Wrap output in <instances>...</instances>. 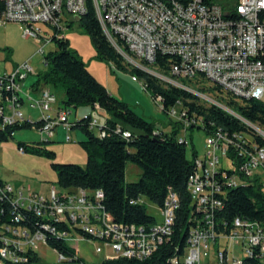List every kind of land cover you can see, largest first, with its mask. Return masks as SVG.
Instances as JSON below:
<instances>
[{"label":"built area","instance_id":"1","mask_svg":"<svg viewBox=\"0 0 264 264\" xmlns=\"http://www.w3.org/2000/svg\"><path fill=\"white\" fill-rule=\"evenodd\" d=\"M88 2L107 41L127 64L162 85L191 94L199 105L221 109L245 129L230 132L208 126L201 116L189 113L181 101L166 110L165 115L180 131L198 129L205 133L204 153L191 157L192 171L186 180L192 207L188 239L182 253L168 264H201V257L210 250L218 264H264V217L261 221L236 217L229 233L218 232V214L224 208L228 189L256 187L264 191V145L257 141L264 142V126L248 122L219 100L226 94L238 101L264 100V0H234L231 7L204 0H0V28L19 24L24 38L39 43L41 35L46 34L41 27L46 25L56 38L64 39L70 17L78 20L84 16ZM158 55L175 59L168 74L152 66ZM29 75L35 73L28 63L0 74V133L27 124L48 138L60 126L68 131L71 112L55 107L56 98L49 87L23 90ZM132 81L137 79L132 77ZM215 87L220 91L210 90ZM30 92L36 93V98ZM154 103L162 112L161 97ZM26 105L37 111L40 126L24 115ZM93 111L101 110L95 105ZM105 121L106 117L90 116L88 129L99 139L106 135ZM115 132L124 139L130 137L119 127ZM178 141L187 145L185 139ZM18 151L24 154L22 148ZM103 199L101 190L52 186L47 195H42L0 180V204L9 205L11 221L18 225L25 213H31L42 224L35 232L1 224L0 258L13 264L24 262L20 253L35 251L38 244L46 245L44 231L67 245L88 241L75 229L82 231L94 238V253L102 255V261L146 260L171 236L179 199L170 189L163 207L158 208L160 220L149 229L115 223ZM143 199L134 203L144 204ZM50 221L64 224L67 231L57 232ZM236 251L240 255L236 256ZM58 260L66 261L61 255Z\"/></svg>","mask_w":264,"mask_h":264},{"label":"trees","instance_id":"2","mask_svg":"<svg viewBox=\"0 0 264 264\" xmlns=\"http://www.w3.org/2000/svg\"><path fill=\"white\" fill-rule=\"evenodd\" d=\"M231 7L234 0H204ZM79 28L86 34L95 50V59L104 64H112L116 70L126 71L124 59L111 46L104 36L96 19L92 3H87L84 16L77 20ZM71 21L69 22V26ZM68 26V27H69ZM54 34V33H53ZM50 41L56 43V50L43 57L46 70L37 74L33 88L47 86L61 88L64 92L63 105L65 108L85 107L94 110L98 105L106 114L104 124L105 137L99 139L88 129L90 115L70 124L69 130L79 129L85 139L78 142L79 147L86 155L85 167L76 164H60L54 162V152L47 150L41 141L36 145L19 143L18 149L24 153H31L49 160L52 170L56 174V185L61 189L83 188L90 191L101 190L104 195L103 205L112 216L115 223L151 228L157 222L149 215L144 204H135L138 198H145L159 209L170 189L179 199V207L175 212V221L172 234L168 240L162 242L152 255L146 260L118 258L101 261L100 264H168L175 255L181 254L188 239L190 217L192 214L191 200L186 189V180L192 171V161L187 156V145L180 143L177 137L179 127L174 124L169 133L156 130L152 123L136 115L124 102L109 94L106 87L100 83L88 70L87 65L78 56L76 51L69 48V41L58 39L55 34ZM118 45L127 53L122 42ZM175 59L169 56L158 55L153 67H157L164 74H168L169 65ZM132 77L141 81L144 90L154 101L161 97L163 113L177 101H181L189 113H196L203 118L206 125L213 124L227 131H242L244 126L215 106L199 105L191 94L171 86L162 85L155 77L136 68L130 69ZM211 91L219 88L215 87ZM220 97V102L252 124L264 126V100L238 101L229 94ZM41 122L35 121L40 126ZM171 123V122H170ZM116 127L121 132H128L130 137L124 139L121 133H116ZM31 128V124L21 127H11L0 133V142L12 139L15 131ZM192 130V129H190ZM264 145V142L257 139ZM196 153L191 151V157ZM130 163L140 170V177L136 182H125V167ZM224 208L218 214L220 228L218 232L227 234L234 218L240 217L250 221H261L264 217V191L256 187H239L228 189ZM134 203V204H133ZM3 213L0 214V225H14L26 227L35 232L40 229V219L31 213H23V220L17 225L11 219L9 205L0 204ZM57 232H65L67 228L62 223L49 222ZM78 234L88 241L94 238L75 229ZM46 246L61 255L65 260L80 262L74 249L62 239L44 231ZM24 262L14 264H34L39 261L35 251L26 250L20 253ZM5 264H13L0 258ZM252 264H254L252 262Z\"/></svg>","mask_w":264,"mask_h":264},{"label":"rangeland","instance_id":"3","mask_svg":"<svg viewBox=\"0 0 264 264\" xmlns=\"http://www.w3.org/2000/svg\"><path fill=\"white\" fill-rule=\"evenodd\" d=\"M70 21L71 25L63 32L64 39L69 41V48L77 52L78 56L87 65L89 72L106 87L110 95L126 103L136 115L144 118L148 123H152L156 130L169 133L174 123L160 111L158 105L143 89L142 82L139 80L132 81L130 69L133 66L124 61L127 70L120 71L116 70L112 64L98 62L95 59L96 53L90 38L79 28L74 17H70ZM41 28L47 35L42 34L39 43L32 38H24L23 27L19 24L8 23L0 28V74L10 73L24 63H28L33 68L35 75L46 70L43 57L54 52L57 47L55 42L45 41V38L48 39L49 36L53 35V30L46 25ZM35 75L28 76L22 86L24 91L31 88L36 82ZM50 89L56 98L55 107L59 110L67 109L71 111L70 123H74L87 115H94L90 108L81 107L77 110L70 107L65 108L63 105V90L61 88ZM30 94L32 98L37 96L34 92H30ZM206 96L213 98L212 95L207 93ZM22 110L25 116L31 117L33 121L38 120L37 111L29 109L27 105ZM176 138L187 141V156L189 159H191V151L199 156L204 153L205 133L202 130L192 129L184 133L178 129ZM84 139L85 136L81 130L66 131L62 126L54 131L52 138L40 136L32 128L19 129L14 132L12 139L0 142V180L7 181L14 187H24L42 195L46 194L45 191L41 192L39 190L41 185L57 186L56 174L50 166L51 162L44 157L31 153L20 154L18 144L36 145L41 141H46L48 143L43 146L54 152V162L85 167L86 155L78 145V142ZM140 173L135 165L128 163L125 167V182H136L140 177ZM143 200L147 213L158 222L161 218L158 207L145 198ZM96 244L93 241H79L69 244L75 250L80 262H71L68 259L60 262L57 253L46 245L38 244L35 252L39 257V261L34 264H100L102 255L94 253ZM104 253L109 254V251L104 249ZM235 255L240 254L236 251ZM201 264H218L213 250L208 251L207 256L201 257Z\"/></svg>","mask_w":264,"mask_h":264},{"label":"crops","instance_id":"4","mask_svg":"<svg viewBox=\"0 0 264 264\" xmlns=\"http://www.w3.org/2000/svg\"><path fill=\"white\" fill-rule=\"evenodd\" d=\"M35 76H37V75H35ZM50 89V88H49ZM50 91H51V89H50ZM52 93V92H51ZM93 111V110H92ZM71 112V111H70ZM93 113H94V116H98V118H101V119H103V118H105L106 117V114L104 113V112H102V111H93ZM31 118V117H30ZM33 120V119H32ZM70 131V130H69ZM3 181V180H2ZM5 182H7V181H5ZM53 185H51V186H45V185H41L40 187H39V190L41 191V192H44V193H46V194H43V195H47L48 194V192H49V190H50V188L52 187ZM34 191V190H33ZM36 192V191H35ZM38 193V192H37Z\"/></svg>","mask_w":264,"mask_h":264}]
</instances>
